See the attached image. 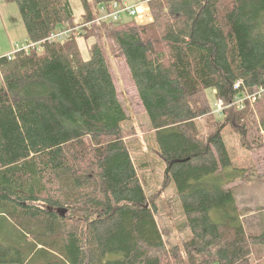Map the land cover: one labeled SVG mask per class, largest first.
Listing matches in <instances>:
<instances>
[{"label":"trees","instance_id":"16d2710c","mask_svg":"<svg viewBox=\"0 0 264 264\" xmlns=\"http://www.w3.org/2000/svg\"><path fill=\"white\" fill-rule=\"evenodd\" d=\"M4 1L18 5L28 42L40 48L0 58V264L168 258L157 200L122 128L128 116L107 39L129 67L199 264H250L251 238L230 186L246 171L234 166L224 130L259 152L264 97L257 117L247 106L217 119L206 91L228 104L264 86V0H153V22L144 26L96 23L124 0H80L79 18L69 0ZM66 24L78 29L49 40ZM80 40H92L88 59Z\"/></svg>","mask_w":264,"mask_h":264},{"label":"rangeland","instance_id":"374dc122","mask_svg":"<svg viewBox=\"0 0 264 264\" xmlns=\"http://www.w3.org/2000/svg\"><path fill=\"white\" fill-rule=\"evenodd\" d=\"M69 1L76 17H81L84 14L81 1ZM90 1L93 4V0ZM124 4L134 8L136 15L131 17L124 14L116 21V25L134 22L144 26L153 22L147 0H124ZM105 41L107 59L114 76L118 97L128 116V120L122 124L124 135L147 194L157 200L159 211L157 221L164 237L166 257H168L164 264H199L198 254L189 240L187 231H182L185 219L176 201L175 189L172 185L166 186L164 183L166 164L161 158L155 131L139 98L129 67L118 47L108 39ZM91 43L92 40L79 42L85 59L89 58L88 46ZM28 44V33L18 5L0 0V55H14ZM206 94L213 114L220 119L222 115L217 113L218 100L215 91L208 89ZM260 100H257L256 104ZM256 104H251L250 109L255 108L253 111L257 117L258 104ZM197 122L201 130L206 133V120ZM224 139L234 166L246 171L242 181L230 186L234 189L241 220L251 238L249 262L264 264V243L259 240V236L264 233V147L259 152L241 148L240 137L232 135L230 129L224 130Z\"/></svg>","mask_w":264,"mask_h":264},{"label":"built area","instance_id":"2783aa9c","mask_svg":"<svg viewBox=\"0 0 264 264\" xmlns=\"http://www.w3.org/2000/svg\"><path fill=\"white\" fill-rule=\"evenodd\" d=\"M148 2H151L153 0H147ZM110 11L103 12L102 15L96 20V23L101 22H108L110 20H119L124 14L128 16H135L136 12L134 8H129L126 4H120L117 2H114L113 5L110 8ZM78 28H71L68 25L59 27L55 32L52 33V35L49 37V40L55 41V40H63L68 38L73 32H75ZM39 47L40 43H29L26 48L20 49L17 52L25 51L26 53H29L34 48ZM15 52V54L17 53ZM14 54V55H15ZM14 55H6L7 58L11 59L14 57ZM2 56L0 55V58ZM241 84L237 83L236 88H238ZM254 91H249L245 89L239 96L235 97L231 102L226 104L223 100H218V111L217 113L220 114L226 109L233 108L237 110H244L247 106H251V104L255 103L257 100H260L264 97V86L256 89Z\"/></svg>","mask_w":264,"mask_h":264},{"label":"bare ground","instance_id":"6f19581e","mask_svg":"<svg viewBox=\"0 0 264 264\" xmlns=\"http://www.w3.org/2000/svg\"><path fill=\"white\" fill-rule=\"evenodd\" d=\"M66 25H67V24H66ZM66 25H65V26H66ZM68 26H69V25H68ZM69 27H70V26H69ZM58 28H59V27H58ZM56 30H57V28L55 29V31H56ZM55 31H54V32H55Z\"/></svg>","mask_w":264,"mask_h":264}]
</instances>
